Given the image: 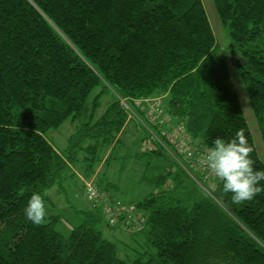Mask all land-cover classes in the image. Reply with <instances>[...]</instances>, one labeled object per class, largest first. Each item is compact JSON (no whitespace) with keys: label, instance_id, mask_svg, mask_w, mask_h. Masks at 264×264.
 Returning a JSON list of instances; mask_svg holds the SVG:
<instances>
[{"label":"trees","instance_id":"1","mask_svg":"<svg viewBox=\"0 0 264 264\" xmlns=\"http://www.w3.org/2000/svg\"><path fill=\"white\" fill-rule=\"evenodd\" d=\"M213 1L264 144V0ZM134 120V157L167 153L172 164L147 197L127 202L99 175ZM66 122L75 133L60 152L47 135ZM241 128L264 170L202 0H0V264H264V193L234 204L204 164L215 138ZM78 162L89 198L90 183L101 186L91 197L100 206L79 211L68 237L60 214L26 221L31 195L46 203L65 192ZM103 223L122 224L126 242L106 238Z\"/></svg>","mask_w":264,"mask_h":264},{"label":"rangeland","instance_id":"2","mask_svg":"<svg viewBox=\"0 0 264 264\" xmlns=\"http://www.w3.org/2000/svg\"><path fill=\"white\" fill-rule=\"evenodd\" d=\"M202 1L211 26L216 35L219 52L225 57L229 66L232 81L240 99L243 114L252 131L258 155L264 161V144L261 130L251 109L247 89L240 77V74L235 68L237 55L232 50L233 41L230 38L229 29L222 24L215 8L214 1ZM110 100H112L111 94H108L104 97L103 110L108 107ZM135 123H137L135 120L129 121L125 129V133L122 135L121 143L123 145V151H120L119 154L116 152V158L111 162L108 169L104 168L101 175H99L100 178H102L104 175V178L107 182H113L114 184H117L120 189L119 196L127 202H136L147 197V195L153 190V185L150 183V180L157 172H159V170L167 169L172 164L171 157L167 153L162 157V159L151 161L150 164L147 161L138 160L134 157L136 153L141 151V148L138 146L139 140H137V135L135 133ZM70 124V122H66L62 127L57 130L50 131L47 135L49 141L52 142L56 149H58L60 152L67 149L68 140L70 136L75 133V127L72 126V128ZM134 139L136 142L133 145L131 144V140ZM180 146L182 145L180 144ZM181 150L182 154L180 163L186 168H189L190 163L188 160H186L188 156L185 148ZM121 156H125L124 160L121 159ZM82 170L81 164L79 162L76 163L74 168H72V171L77 175L73 178H70V174L68 173L69 177L63 181V186L66 188L65 192L60 193L53 190L47 193L48 201L45 203L46 210H48L50 214H60L62 216L61 221H59L56 226V229L66 237L71 234L74 227L82 222L83 217L78 213L79 211L92 210L94 206H100L99 199H91V197L89 198V196L86 194L84 183L85 179L83 178L85 177V174L82 173ZM143 178H146L147 180L142 181ZM99 182L104 183L103 180L100 179ZM55 188L58 189V187ZM90 188L96 193L97 191L95 189H97L99 192L103 191L101 186L96 184V182H94V185L90 183ZM100 196L103 195L100 193ZM112 196L114 198L116 197L114 194H112ZM119 196L116 197L118 200ZM50 198L52 202L50 201ZM106 200L107 199L104 201L106 202ZM131 221L133 220L131 219ZM118 226L119 227L109 229L106 227L105 223H103L101 224L100 228L102 231H104V236L111 242H126V237L124 234H126L127 231L122 227V224H119ZM116 229H120L121 231ZM113 233L117 235L113 236ZM124 254L125 251H120L119 253L120 257L122 258L124 257Z\"/></svg>","mask_w":264,"mask_h":264},{"label":"clouds","instance_id":"3","mask_svg":"<svg viewBox=\"0 0 264 264\" xmlns=\"http://www.w3.org/2000/svg\"><path fill=\"white\" fill-rule=\"evenodd\" d=\"M253 146L248 142L243 128L228 140L215 138L208 147L204 164L210 173L222 182L221 196L231 194V201L240 205L264 193V170L254 168L251 155ZM26 221L42 225L47 215L45 201L33 193L23 209Z\"/></svg>","mask_w":264,"mask_h":264},{"label":"built area","instance_id":"4","mask_svg":"<svg viewBox=\"0 0 264 264\" xmlns=\"http://www.w3.org/2000/svg\"><path fill=\"white\" fill-rule=\"evenodd\" d=\"M155 106V104H153L152 106H151V109L153 108ZM150 109V110H151ZM181 154H182V150L180 149V156H181ZM190 163V162H189ZM184 169L186 170V172L190 175V176H192V178H195V174H196V172H193L192 171V164L190 163V166H189V168H186L185 166H184ZM197 173H199V172H197ZM200 173H202L201 171H200ZM203 174V173H202ZM205 174H207V175H211L210 173H205ZM205 174H203V175H205ZM96 190V189H95ZM97 191V190H96ZM90 192H91V197L92 198H95V197H100V193L97 191V193L96 192H94L91 188H90ZM209 195H211L212 197H213V194L212 193H208ZM141 227V226H140Z\"/></svg>","mask_w":264,"mask_h":264},{"label":"bare ground","instance_id":"5","mask_svg":"<svg viewBox=\"0 0 264 264\" xmlns=\"http://www.w3.org/2000/svg\"><path fill=\"white\" fill-rule=\"evenodd\" d=\"M211 197V195H209Z\"/></svg>","mask_w":264,"mask_h":264}]
</instances>
